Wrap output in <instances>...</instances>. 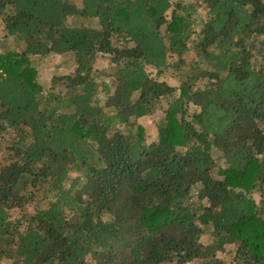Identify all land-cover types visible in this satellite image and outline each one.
I'll return each instance as SVG.
<instances>
[{"label":"trees","instance_id":"trees-1","mask_svg":"<svg viewBox=\"0 0 264 264\" xmlns=\"http://www.w3.org/2000/svg\"><path fill=\"white\" fill-rule=\"evenodd\" d=\"M1 35L0 264H264V0H0Z\"/></svg>","mask_w":264,"mask_h":264},{"label":"rangeland","instance_id":"rangeland-1","mask_svg":"<svg viewBox=\"0 0 264 264\" xmlns=\"http://www.w3.org/2000/svg\"><path fill=\"white\" fill-rule=\"evenodd\" d=\"M171 1H176V0H171ZM18 44L22 45V43L15 39ZM15 40L11 37H2L0 36V52L7 51L9 49H17L18 44L15 42ZM35 65L38 69V74L40 77V80L45 82L46 85L50 82L51 78L53 76H58V75H64L66 73H69L73 70L74 64H73V59L69 55H54L50 54L47 56H41V57H36L35 58ZM108 66V57L101 59V61L98 64V67L101 68L104 72H107L104 70ZM171 83H174V79H170ZM164 108V101L161 100L158 102L156 108L149 113L148 115H145L141 118H139V122L144 125L145 131H146V136L147 138L153 139L156 136V125L159 119L161 118L162 114L161 111ZM216 168L213 169V174L215 175L216 173ZM256 201L259 199V194L254 193L252 195ZM208 238L209 236H202L201 241L204 244L208 243ZM233 246L228 245L227 250L221 253H218V256L220 258H223L224 260L228 261L230 259V254L228 251H231ZM9 264V263H5Z\"/></svg>","mask_w":264,"mask_h":264}]
</instances>
